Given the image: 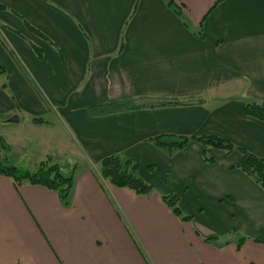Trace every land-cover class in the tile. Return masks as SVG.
Returning a JSON list of instances; mask_svg holds the SVG:
<instances>
[{
  "label": "crops",
  "instance_id": "obj_1",
  "mask_svg": "<svg viewBox=\"0 0 264 264\" xmlns=\"http://www.w3.org/2000/svg\"><path fill=\"white\" fill-rule=\"evenodd\" d=\"M0 6V120L40 129L59 118L72 146L63 165L73 166L65 206L0 176V264H264V190L233 168L240 150L264 160V122L243 113L264 105V0ZM124 100L187 103L90 112ZM13 133L3 139L10 150ZM159 136L189 142L168 154ZM207 137L232 151L208 148L205 162L196 139ZM110 156L137 165L152 192L103 179ZM168 195L187 221L163 204Z\"/></svg>",
  "mask_w": 264,
  "mask_h": 264
},
{
  "label": "trees",
  "instance_id": "obj_2",
  "mask_svg": "<svg viewBox=\"0 0 264 264\" xmlns=\"http://www.w3.org/2000/svg\"><path fill=\"white\" fill-rule=\"evenodd\" d=\"M167 5L170 7L173 6L172 1H169ZM175 13L184 21L178 9H175ZM186 103V100H164L146 105L135 100H124L93 107L90 112L93 111L95 115L102 116L148 107L182 106ZM243 113L248 117L264 122V105H248L244 108ZM32 122L37 124L41 123V120L34 119ZM196 141L202 147V157L205 162L212 161V158L205 153V150L208 148L222 150L226 154H229L233 149L232 145L227 141L213 137L198 138ZM188 142L189 140L186 138H174L172 136H159L153 140L157 148L166 151L168 154L183 149ZM8 151H10V147L0 137V176L11 179L17 186L26 182L30 185L41 186L51 190L58 195L63 205H66L72 183L73 166L54 164L51 162V158L48 157L45 161L36 165L33 171H28L14 166L10 161ZM240 152V160L233 168H237L252 177L264 190V160L257 159L243 150H240ZM137 169V165H133L130 161L123 160L117 156L104 158L99 165L100 176L107 180L113 187L128 189L137 195L147 196L152 192V187L145 184L144 181L135 175ZM161 199L163 204L171 210V213L175 217L181 221H187L189 219L181 216L179 208L177 207V196L168 195L163 196Z\"/></svg>",
  "mask_w": 264,
  "mask_h": 264
},
{
  "label": "rangeland",
  "instance_id": "obj_3",
  "mask_svg": "<svg viewBox=\"0 0 264 264\" xmlns=\"http://www.w3.org/2000/svg\"><path fill=\"white\" fill-rule=\"evenodd\" d=\"M10 119V118H8ZM6 120V122L8 121ZM26 119V118H25ZM28 120V119H27ZM5 123L0 120V137L3 139H8L9 128L17 130L19 133L10 134L12 140H15L12 144L11 150L8 151V156L10 161L16 167L26 169L28 171H33L35 169V164L40 161V159H46L50 156L52 163L65 164L66 158H69L68 153L72 146L66 142L68 140L67 129L64 127V123L56 118L52 121V125L43 126L40 129L31 126L27 122L25 123L23 119L21 120V126L18 125H3ZM8 126V127H4Z\"/></svg>",
  "mask_w": 264,
  "mask_h": 264
},
{
  "label": "water",
  "instance_id": "obj_4",
  "mask_svg": "<svg viewBox=\"0 0 264 264\" xmlns=\"http://www.w3.org/2000/svg\"><path fill=\"white\" fill-rule=\"evenodd\" d=\"M11 122L13 121V120H10Z\"/></svg>",
  "mask_w": 264,
  "mask_h": 264
}]
</instances>
